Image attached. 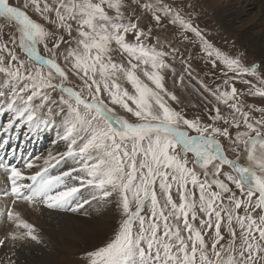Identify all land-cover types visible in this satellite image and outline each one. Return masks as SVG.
Wrapping results in <instances>:
<instances>
[{
	"label": "snow or ice",
	"instance_id": "6c2138e0",
	"mask_svg": "<svg viewBox=\"0 0 264 264\" xmlns=\"http://www.w3.org/2000/svg\"><path fill=\"white\" fill-rule=\"evenodd\" d=\"M0 19V246L43 242L24 215L95 203L120 219L86 264H264V107L248 101L264 104V88L235 87L244 76L264 84V61L245 66L216 47L189 0H0ZM169 26L177 43L227 69L223 87L193 76L177 43L162 42ZM169 74L174 86L196 80L217 103L189 117L173 107L181 101ZM24 126L55 130L66 150L43 165L17 157L9 134Z\"/></svg>",
	"mask_w": 264,
	"mask_h": 264
},
{
	"label": "rangeland",
	"instance_id": "374dc122",
	"mask_svg": "<svg viewBox=\"0 0 264 264\" xmlns=\"http://www.w3.org/2000/svg\"><path fill=\"white\" fill-rule=\"evenodd\" d=\"M13 2L20 4L22 0H13ZM262 2L263 0H189V3L193 6L195 24L207 34V38L216 47L232 54L234 57H240L241 63L245 64V66H251L254 63L258 68L261 62L264 61V43L259 45L254 41V37L261 33L260 26L264 23ZM29 14L34 19L39 20V17L31 10H29ZM7 23L0 19V25H7ZM142 23L145 26H151L150 18H145ZM8 30V27L4 29V31ZM160 36L162 42L165 37L170 38L173 43H177L179 40L171 26L168 27V31L161 32ZM177 46L181 48L184 56L189 58L193 76L212 88H215L217 84L223 87V80L226 78L224 72H227L223 65L218 64L214 68L211 60L199 50L198 45L195 43L184 41L177 43ZM38 50L42 55H46L42 46ZM176 70L177 72L181 70V65L178 62L176 63ZM228 75L231 76L232 73H228ZM141 78L145 79V82L151 86L150 82L142 74ZM243 79L250 80L253 84H256L257 88H264V84L257 81L255 77L244 76L235 83L238 91L247 93L249 85L243 84ZM123 84L129 91H132L130 85L126 82H123ZM184 84L187 87L174 86L171 74H169L167 86L177 94L181 101L179 106L172 102L173 107H183L189 117L202 115L207 112L208 108L217 103L210 93L199 87L196 80L186 78ZM2 91H6V88L0 83V92ZM261 99L260 97H248L249 103L254 104L257 108L264 107V104H261ZM219 106L222 109L224 108V105ZM120 111L122 112L123 110L121 109ZM254 115L259 116V113L255 112ZM2 122H6V117H0V123ZM9 135L12 136V143L16 146L17 157L21 155L25 157L40 156L41 159L37 162L40 165H43V158L47 157L49 153L56 156L57 153L66 150V143L57 137L55 130H46L40 134H35L24 126L18 130H13ZM227 154L230 155V158H234L230 152ZM16 162L19 163V160ZM70 162L68 160L51 169V174L59 173L66 169L67 165L71 166L72 162ZM32 171H36V169ZM89 209L90 215H87V226L85 229L79 230L80 234L77 235L79 236L77 239L64 238L62 243L52 242L49 245L50 247H46V245L43 247L47 252L50 251V258L46 264H86L85 253L103 246L114 236L120 219L116 210L110 205H97L95 203ZM239 211L243 214L242 209ZM84 216L85 213L82 214L81 218H84ZM54 217L57 219L59 216ZM58 219L63 218L59 217ZM236 231L239 233V228ZM225 235L227 234L225 233ZM42 236L44 237V234ZM25 244L22 242L15 245L12 258L0 259V264H8L9 260L15 261V264H29V259L25 256Z\"/></svg>",
	"mask_w": 264,
	"mask_h": 264
},
{
	"label": "bare ground",
	"instance_id": "6f19581e",
	"mask_svg": "<svg viewBox=\"0 0 264 264\" xmlns=\"http://www.w3.org/2000/svg\"><path fill=\"white\" fill-rule=\"evenodd\" d=\"M262 6L264 8V0L262 2ZM260 28H261V33L258 36L254 37V41L259 45L264 43V23L260 26ZM3 154H4L3 151H1L0 155ZM67 166L69 167V165ZM0 185L2 186V181H0ZM84 213H85L84 218H81L82 214ZM87 215H90L89 206H85L84 209L75 213H70V212L64 213V211L44 209L42 212L37 211L31 214L24 215L23 218L26 219L29 223H32L36 227L43 241L42 243L39 244L34 241H28L26 244L24 243L25 248L24 247L23 248L25 249V253H26V255L25 254L24 255L27 256V258L29 259V264L47 263V261L50 258V251L47 252L46 249L43 248L45 247V245L47 247L52 242L62 243L63 242L62 239L64 238L77 239L79 237L77 235L80 234L79 230L85 229L87 226L88 223ZM54 216H59L62 217L63 219H60L61 220L60 221L58 219L59 217L56 219ZM0 225H5L4 205L2 202H0ZM6 227L7 226L5 225V229ZM3 234L4 232L0 231V238L3 237ZM42 234H44V237L42 236ZM21 243L22 242H16L14 244L12 241L9 240L6 242L4 246H0V259H5V258L7 259V257L12 258L13 248L15 247V245Z\"/></svg>",
	"mask_w": 264,
	"mask_h": 264
},
{
	"label": "flooded vegetation",
	"instance_id": "af4514ba",
	"mask_svg": "<svg viewBox=\"0 0 264 264\" xmlns=\"http://www.w3.org/2000/svg\"><path fill=\"white\" fill-rule=\"evenodd\" d=\"M241 162H242V163H246V160H242Z\"/></svg>",
	"mask_w": 264,
	"mask_h": 264
}]
</instances>
